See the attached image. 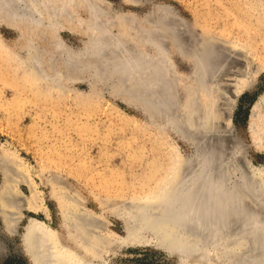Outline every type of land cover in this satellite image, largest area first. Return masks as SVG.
I'll return each mask as SVG.
<instances>
[{
    "label": "rangeland",
    "instance_id": "obj_1",
    "mask_svg": "<svg viewBox=\"0 0 264 264\" xmlns=\"http://www.w3.org/2000/svg\"><path fill=\"white\" fill-rule=\"evenodd\" d=\"M75 1L79 5L72 6L71 10L74 9L83 24L65 20L64 30L56 31L60 41L72 52L71 60L67 58L69 61L76 58L74 55L82 51L90 38L86 3H99L104 33L112 32L107 36L108 41L116 36L128 43L132 29L124 22L126 16L146 22L160 15L159 6H166L168 13L184 21L187 30L189 27L195 35L206 34L222 46L229 42V47H238L246 61L244 56V61L228 60L217 47L221 58H225L220 67L227 66L228 71L238 68L239 75L249 86L233 95L227 85H231V80L226 74L212 84L209 94L213 102L209 108L217 111L216 122L225 124L226 130L239 138L252 166L264 168V152L252 143L248 132L251 109L256 102L263 115L258 127H264V10L260 9L264 0H136V5L132 2L135 0ZM2 9L0 7V153L11 155L28 169L27 174L34 180L47 213L21 209V218L10 234L4 230L0 219V264H30L20 240L28 218L46 222L70 245L57 205L49 196L46 180L51 178L52 172L63 176L69 187L67 192L72 196L76 194L84 209L92 210L104 220L105 232L115 240L111 245L113 251L105 255L110 264H181L176 254H167L157 247L153 230L145 229L144 244H123V239L136 227L137 218L133 219L135 212L123 211L122 205H133L160 192L172 173L177 153L182 157L192 154L190 145L184 141L187 138L179 137L175 129L167 125L165 117L144 111L139 102L119 93L108 81L107 85L105 78L96 81L87 67L77 71L75 61L73 65L69 62L72 65L69 68L72 70L74 66L75 71L70 72L63 53L53 47L52 31L22 20L14 22L15 30L10 29L6 23L11 17ZM194 41L192 39V43ZM174 42V46L166 44L168 59L173 65L171 71L187 79L192 66L180 57ZM134 46L153 55L150 45L135 39ZM79 58H76L78 64ZM80 63L88 64L86 60ZM225 63L229 64L225 66ZM53 65L64 81L71 75L77 77L75 82L66 83L62 94L34 83L39 74L53 79ZM98 69L103 74L115 73L104 66ZM219 86L226 103L218 97ZM19 187L22 195L27 196V187L22 184ZM188 264L198 263L189 258Z\"/></svg>",
    "mask_w": 264,
    "mask_h": 264
},
{
    "label": "bare ground",
    "instance_id": "obj_2",
    "mask_svg": "<svg viewBox=\"0 0 264 264\" xmlns=\"http://www.w3.org/2000/svg\"><path fill=\"white\" fill-rule=\"evenodd\" d=\"M137 1L132 2L136 5ZM98 4L85 5L90 15V38L81 52L73 54L76 58L80 57L79 64L76 58H72L76 70L87 67L96 81L105 78V82L108 81L119 93L139 102L144 111H152L155 116H163V119L165 117L167 125L175 129L179 137L187 138L184 141L192 150L188 157L177 153L172 173L157 195L130 206H126L129 203L122 205L123 211L137 215L133 216V219L137 218L134 220L136 227L122 243L144 244V231L150 229L156 233L154 237L161 241H157V247L167 254L171 253L167 247L173 244L177 249L173 254L181 264H188L189 258L198 264H264V168L249 167L238 154L240 148L235 142L226 143L220 136L214 139L208 137L211 133L222 132L219 131L222 127L226 128L225 124L216 122L219 116L216 115L217 111L209 108L213 102L209 94L212 84L227 74V79L231 80V85H227L233 95L249 86L239 75L238 68L228 71L226 64L229 63L223 64L225 68L220 64L225 62V58L236 60L235 63L241 59L244 61V54L238 47H229V42L222 46L206 34L195 35L189 27L187 30L184 21L170 15L166 6H159L161 13L158 17L152 20L150 17L149 22L141 21L145 25L135 16H126L124 22L132 29L128 43L123 37L116 36L108 41L107 36L112 32L104 33ZM75 5H79L75 0H0V7L11 17V21L6 23L8 28L15 30L14 22L22 20L52 31L53 47L64 54L62 56L69 65L66 66L69 71L73 65V61H69L72 52L60 41L56 31L63 29L65 20L83 24L76 17L74 9L71 10ZM260 5V9L264 10V2ZM177 24L183 25L181 30ZM68 31L75 32L71 29ZM135 39L150 45L153 55L135 47ZM192 39L196 42L192 43ZM173 42L176 43V50L186 54L184 56L177 52L180 57L192 66L187 79L171 71L173 65L169 62V47L166 44L174 46ZM217 47L225 58H221ZM84 60L88 64L80 63ZM74 66L70 71L73 74ZM102 66L115 72V75L101 73L98 68ZM44 76L37 75L34 83L57 94L66 91V83L77 80L71 75L64 81L58 70L54 72L53 79ZM222 90L219 86L218 97L225 102ZM262 116L256 102L251 109L248 132L252 143L264 152V127L259 128ZM27 172L28 169L17 159L0 153V219L9 234L15 231L21 209L47 213L36 184ZM51 174V178L46 180L49 196L57 205L61 226L70 245L46 222L28 218L20 236L24 254L32 264H110L105 255L112 250L111 245L115 240L108 231L105 232L104 220L92 210L84 209L76 194L72 196L67 192L69 187H66L63 176L54 172ZM21 184L27 187V196L20 192ZM156 214L158 216L154 217ZM173 237H178L180 241H175ZM257 247L261 249L257 250Z\"/></svg>",
    "mask_w": 264,
    "mask_h": 264
},
{
    "label": "water",
    "instance_id": "obj_3",
    "mask_svg": "<svg viewBox=\"0 0 264 264\" xmlns=\"http://www.w3.org/2000/svg\"><path fill=\"white\" fill-rule=\"evenodd\" d=\"M227 128H221L219 131H222V132H217V133H211V134H209L208 135V137L210 138V139H214V138H217L218 136H220V138L221 139H223L224 141H226V143L228 142V141H233V142H235L236 143V145L240 148V152L238 153L240 156H241V159L243 160V161H245L246 163H247V165L249 166V167H251L252 166V164L250 163V161H249V159L248 158H246L245 157V153L243 152V145H242V143L240 142V140H239V138H237V137H235L234 135H232V133H230V131L229 130H226ZM258 181V180H257ZM159 197V196H158ZM162 211V210H161ZM160 213V212H159ZM161 215V214H160ZM158 215L156 214L154 217H157ZM157 229V228H156ZM174 238V237H173ZM175 239V241H180V239H178V237L176 238H174ZM157 240H158V238H157ZM158 242H161L160 240L158 241ZM173 244H171V245H169L168 247H167V249H168V252H171L170 254H173V253H175L176 251H177V249L174 247V246H172ZM21 249H22V251H23V246H21ZM261 248L260 247H257V250H260ZM184 256H186V255H184ZM187 258V257H186ZM29 259V258H28ZM29 261H30V264H32V262H31V260L29 259Z\"/></svg>",
    "mask_w": 264,
    "mask_h": 264
}]
</instances>
